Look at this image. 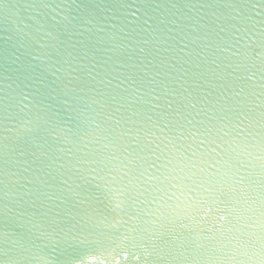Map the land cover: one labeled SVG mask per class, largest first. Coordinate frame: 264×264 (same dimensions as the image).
<instances>
[{
	"label": "water",
	"instance_id": "water-1",
	"mask_svg": "<svg viewBox=\"0 0 264 264\" xmlns=\"http://www.w3.org/2000/svg\"><path fill=\"white\" fill-rule=\"evenodd\" d=\"M0 264H264V0H0Z\"/></svg>",
	"mask_w": 264,
	"mask_h": 264
}]
</instances>
